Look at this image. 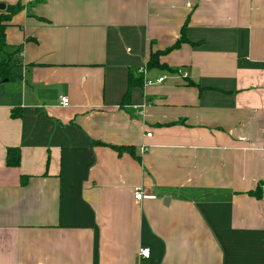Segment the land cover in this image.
<instances>
[{
    "label": "crops",
    "instance_id": "crops-1",
    "mask_svg": "<svg viewBox=\"0 0 264 264\" xmlns=\"http://www.w3.org/2000/svg\"><path fill=\"white\" fill-rule=\"evenodd\" d=\"M0 3V264H264V0Z\"/></svg>",
    "mask_w": 264,
    "mask_h": 264
},
{
    "label": "trees",
    "instance_id": "trees-1",
    "mask_svg": "<svg viewBox=\"0 0 264 264\" xmlns=\"http://www.w3.org/2000/svg\"><path fill=\"white\" fill-rule=\"evenodd\" d=\"M23 10L24 7L20 4L5 6V9L3 11L0 10V74L4 79L5 78L9 80L13 79L12 72L13 69L20 64V60L18 59V54L21 50V48L19 47L13 49L11 52L9 51V47L7 46L5 41V31L12 18ZM185 31H186L185 27H183L181 30L180 39L173 46L166 49L165 51L156 52L150 55L149 61L147 63L148 69L159 68L166 70L165 65L159 64L158 58L164 54L169 53L172 50L178 49L179 46L186 41ZM18 164H19V156L17 152L15 150H8L6 154V165L9 167H17ZM249 194L254 198L262 199L264 198L263 187L260 185L253 192H250Z\"/></svg>",
    "mask_w": 264,
    "mask_h": 264
},
{
    "label": "built area",
    "instance_id": "built-area-1",
    "mask_svg": "<svg viewBox=\"0 0 264 264\" xmlns=\"http://www.w3.org/2000/svg\"><path fill=\"white\" fill-rule=\"evenodd\" d=\"M180 73V72H179ZM185 75V74H184ZM186 76V75H185ZM164 80V78H159L156 83H162V81ZM152 83L150 81H146V85L149 86L151 85ZM60 104L64 107H66L68 105V100L66 98H61L60 99ZM150 134H147L146 137H149ZM145 149H141V152H144ZM134 199L136 201H141V200H144V199H154L153 196H146L144 195V193L140 190H137L134 194ZM139 257L140 258H143V259H149L150 257V252L148 249H141L139 251Z\"/></svg>",
    "mask_w": 264,
    "mask_h": 264
},
{
    "label": "water",
    "instance_id": "water-1",
    "mask_svg": "<svg viewBox=\"0 0 264 264\" xmlns=\"http://www.w3.org/2000/svg\"><path fill=\"white\" fill-rule=\"evenodd\" d=\"M4 9H5L4 5L1 4V5H0V10L3 11Z\"/></svg>",
    "mask_w": 264,
    "mask_h": 264
},
{
    "label": "rangeland",
    "instance_id": "rangeland-1",
    "mask_svg": "<svg viewBox=\"0 0 264 264\" xmlns=\"http://www.w3.org/2000/svg\"><path fill=\"white\" fill-rule=\"evenodd\" d=\"M263 190H264V188H263Z\"/></svg>",
    "mask_w": 264,
    "mask_h": 264
}]
</instances>
